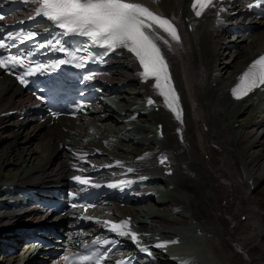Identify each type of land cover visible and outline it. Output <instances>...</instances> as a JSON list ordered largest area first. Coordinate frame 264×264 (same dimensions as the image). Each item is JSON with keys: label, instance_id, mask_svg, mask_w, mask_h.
I'll return each instance as SVG.
<instances>
[{"label": "bare ground", "instance_id": "1", "mask_svg": "<svg viewBox=\"0 0 264 264\" xmlns=\"http://www.w3.org/2000/svg\"><path fill=\"white\" fill-rule=\"evenodd\" d=\"M130 2L173 19L178 29L180 43L160 29L157 32L171 44V50L161 47L180 97L183 122L165 110L154 81L145 82L136 60L123 51L113 54L92 83L105 91L108 103L96 100L72 122L60 120L50 126L4 116L26 98L10 80L0 78V238L6 240L11 229L19 235L24 230L21 226L42 222V215L29 204L21 215L11 196L31 188L36 194L58 188L66 177L81 172L117 178L129 194L140 192L133 197L135 204L121 207L124 197L102 203L117 200L114 207L131 218V224L137 208L156 203L159 212L144 211L150 222L142 218L136 227L138 237L154 254L152 263L158 262L163 251L150 238L178 241L175 232L187 227L192 234L184 233V239L205 242L218 264H264V109L256 110L264 105V94L247 101L231 97L239 76L264 51V22L237 29L232 35L236 39L229 41V27L237 22L230 15L242 8L237 0L223 5L220 18L213 8L197 17L193 0ZM44 25L42 21L40 26ZM223 50L230 54L227 60ZM149 99L155 103L149 105ZM129 129L143 136L138 140L124 136ZM152 135H164L166 140L157 145L148 138ZM163 157L166 163H160ZM151 189L170 193L156 202ZM63 222L67 223L61 227L73 224ZM11 243H0V256ZM30 255L1 257L0 264H23V260L27 264ZM36 260L30 264H37Z\"/></svg>", "mask_w": 264, "mask_h": 264}, {"label": "snow or ice", "instance_id": "2", "mask_svg": "<svg viewBox=\"0 0 264 264\" xmlns=\"http://www.w3.org/2000/svg\"><path fill=\"white\" fill-rule=\"evenodd\" d=\"M218 2L222 0H193L192 8L195 15L200 17L208 9L216 8ZM31 3L36 5L35 16H42L51 21L62 30L63 36H78L86 39L87 43L82 49L76 50V53L80 51L86 53L84 56L70 53L63 46L57 48L65 55L71 56L72 60H78V66L83 67L90 57H98L102 60L104 56L118 49L133 54L142 68L141 76L145 82L149 79L154 81L153 86L158 95L163 98L164 105L175 114L177 120L183 122L180 97L172 81L169 62L161 47L163 44L171 50V44L168 39L157 32V29H160L170 37L171 41L180 43L181 37L173 19L162 17L147 6L130 2V0H31ZM224 10L219 9V11ZM3 19L5 16L0 15V20ZM35 38L32 32L9 33L7 36L8 41H18L19 44L35 40ZM17 46L16 43L9 44L4 38H0V49L7 50ZM39 47L42 48L44 45L41 44ZM91 49L103 51L93 52ZM69 62L71 61L59 59L51 64L37 63L32 66V62L28 61L26 66L22 55L0 56V68L10 73L15 68L24 69L23 73L18 74L16 78L25 86L28 83L26 76H32L37 72L44 73L49 68ZM94 75L95 73L85 78L91 80ZM262 87H264V55L254 60L239 76L237 85L232 89V95L240 100ZM147 103L152 105L155 101L149 99ZM166 159L167 157H163L161 163H164ZM76 179L81 183H88L86 179L80 177ZM104 223L110 225L111 231L117 235L130 236L134 242H139L138 234L130 231V221L120 223L104 221ZM111 243L113 242L108 240L103 242L97 240L94 242V250L85 245L83 254L76 257L64 256L63 260L65 264H104L107 259L106 249L101 251V248ZM175 243L178 241L157 243L154 247L167 248L169 244ZM142 250L151 255L147 248ZM118 264H126V262L120 261Z\"/></svg>", "mask_w": 264, "mask_h": 264}, {"label": "rangeland", "instance_id": "3", "mask_svg": "<svg viewBox=\"0 0 264 264\" xmlns=\"http://www.w3.org/2000/svg\"><path fill=\"white\" fill-rule=\"evenodd\" d=\"M233 38V37H232ZM236 39V38H235ZM230 41V40H229ZM225 51H227V50H225ZM224 50H223V52H225ZM222 52V53H223ZM229 52L227 51V52H225V55H223V57L227 60L228 58H229V55H227ZM129 56V55H128ZM258 95H256V97H257ZM259 98V97H258ZM245 103H247V102H244V104ZM264 109V105H261V106H258L257 107V109L256 110H258L257 112H261L262 110ZM226 118L227 117H225V119L224 120H226ZM139 125V124H138ZM137 132V133H136ZM139 133V134H138ZM126 134H129L130 136H131V138H133V139H136V140H138L140 137H142L143 136V134H141L140 132H139V130H137V129H129V131H127V132H125L123 135L124 136H127ZM122 135V136H123ZM139 136V137H138ZM160 136L161 135H159V136H155V135H152V136H150L151 138V140H155L154 142L157 144V145H161V144H163L164 142H165V140H166V137L164 136V135H162L163 137H162V139H163V141H160V140H158V139H161L160 138ZM156 138H158V139H156ZM161 139V140H162ZM159 141V142H158ZM4 173V172H3ZM11 173H13V171L11 170L10 171V173L9 174H11ZM5 175L7 176L8 175V171L6 172L5 171ZM162 189H165V187L164 186H162L161 187ZM165 191V192H164ZM161 194H158V199L157 198H155V201L157 202H160V201H163V200H165V199H167V196H168V193H170L169 191H166V190H164ZM175 192V191H174ZM165 193H167V194H165ZM173 193V192H172ZM174 194H176L177 196H182L181 195V193L180 192H176V193H174ZM166 196V198H164ZM152 204V202H148V204H147V207H145V208H138L141 212H143V211H145V212H148V213H151V214H153L152 212H154V213H156V212H159V211H157V207L155 206V204L153 203V205H151ZM146 218H147V216H146ZM149 218H147V222H150V219L148 220ZM38 223V222H37ZM37 223H34V224H37ZM8 248V247H7ZM211 253H212V255L214 256V258L219 262V260L215 257V255L213 254V252L211 251ZM13 256L14 255H16V253H14V254H12ZM11 255V256H12ZM4 257L2 254H1V256H0V259H2V258ZM4 258H6V257H4ZM205 258V257H204Z\"/></svg>", "mask_w": 264, "mask_h": 264}]
</instances>
